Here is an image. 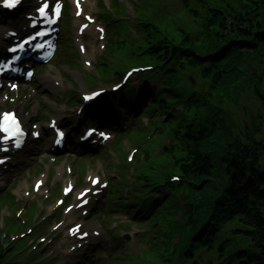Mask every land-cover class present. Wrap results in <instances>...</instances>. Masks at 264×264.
I'll use <instances>...</instances> for the list:
<instances>
[{"label":"trees","instance_id":"16d2710c","mask_svg":"<svg viewBox=\"0 0 264 264\" xmlns=\"http://www.w3.org/2000/svg\"><path fill=\"white\" fill-rule=\"evenodd\" d=\"M182 8L191 16L185 26L194 31L138 30L131 43L132 60L153 69L150 79L168 99L160 101V109L172 104L186 110L174 131L180 134L177 155L186 178L176 187L185 196L177 226V247L185 253L168 262L264 264V0H182ZM187 74H198L201 87H189ZM244 93L256 108L243 106L239 128L230 110ZM224 232L232 239L222 240ZM194 234L202 242L187 249ZM240 243L246 247L236 252ZM200 251L214 258L205 261Z\"/></svg>","mask_w":264,"mask_h":264},{"label":"rangeland","instance_id":"374dc122","mask_svg":"<svg viewBox=\"0 0 264 264\" xmlns=\"http://www.w3.org/2000/svg\"><path fill=\"white\" fill-rule=\"evenodd\" d=\"M89 1H95V0H89ZM119 3H121L122 5H126L125 3H123V2H121V1H118ZM163 2L164 3H167V4H171V3H173L174 2V0H163ZM26 4H25V8L28 10V8H29V6H28V4H29V2H25ZM104 3L105 4H108V2L107 1H104ZM120 6V5H119ZM175 6L177 7L178 5H177V3L175 4ZM120 9H122L121 7H120ZM88 10L90 11V12H92V11H94V6L93 5H90V6H88ZM132 12H133V10H132V8H128V13L129 14H132ZM122 15L124 16L125 15V10L122 12ZM21 16V15H20ZM19 16V17H20ZM95 16H97V12H96V15ZM1 19V18H0ZM3 21L1 20L0 21V23H2ZM18 23H21V20L20 21H18ZM95 33V32H94ZM91 37H93V34L91 35ZM86 45H88V43L87 44H85V46ZM61 54H62V52H61ZM60 54V55H61ZM65 55H66V58H68V56H69V53H65ZM83 55H81V54H77V56H76V58H77V60H79V64H82L83 63ZM130 66L129 65H127V66H125V68H123L122 70L123 71H125V70H127L128 68H129ZM263 68H264V66H262L261 67V71H263ZM65 70L67 71V73H65ZM81 72H86V70L83 68L82 70H81ZM63 73L64 74H67V76H69V78H66V80H70V78L71 79H75V78H77V75H76V73H73V72H69L68 70H67V68L66 69H63ZM258 73H259V70H258ZM190 75L189 74H187V77H189ZM43 79V78H42ZM193 79H195V82H193ZM192 82V83H191ZM187 83L191 86V87H198V88H200L201 87V84H200V81L197 79V78H195V77H192V76H190L189 77V79H188V81H187ZM66 87V86H65ZM94 87V85H91L90 86V88H93ZM156 86H154V87H152V88H155ZM262 89H263V91H264V79H263V81H262ZM61 97H64L65 98V94L64 95H62ZM64 98H63V102H65L64 101ZM66 103V102H65ZM226 106V103H224L223 104V107H225ZM243 106H248L247 107V109L248 110H254L255 108H256V106H255V103H254V101H253V97L252 96H246V93H244L243 95H242V98L240 99V101H239V104H238V106H236V107H233L231 110H230V121H231V123L234 125V126H236V127H241L242 125H243V123H244V120H245V117H244V114L242 113V109H243ZM143 121H145V120H143ZM127 123H128V121H127ZM156 153H158V150L156 151ZM109 156H110V158L111 157H114L115 156V151L114 152H112V151H110L109 152ZM125 156H126V154H125ZM215 156V158H216V161H217V163H218V154H215L214 155ZM114 162V164H117V161L116 160H114L113 161ZM82 163H84L83 162V158H80L79 160H78V162H77V164H76V167H79V166H81V164ZM100 163H103V161H100ZM111 164H113L112 163V161H111V163H110V165ZM219 164V163H218ZM96 167H97V165H96ZM262 167H263V169H264V161H263V164H262ZM118 168V167H117ZM111 169L113 170V171H115L114 170V168H113V165H112V167H111ZM216 169L217 170H219V167L216 165ZM43 202L41 201V200H39L38 202H36V203H31V204H28V205H26L25 207H24V211L22 212V215H21V217H20V222H15V223H11L10 225H8V227H6L4 230H1L0 229V245L2 244V243H8L9 242V239L10 238H12V237H14L15 235H17L19 232H22V231H24L27 227H30V226H32L33 225V220H32V218H30L29 219V216L31 215V214H37V213H39L40 212V204H42ZM171 211L173 212V219H175L176 221H178L179 220V218H180V216L181 215H183L182 213H176V210H174V209H171ZM76 219H79V214L77 213V212H74V213H70V215H69V217L68 218H66L65 217V219H64V224L66 225V226H68V225H70L71 223H73ZM0 220H2L3 222H7L8 220H7V218H3L1 215H0ZM25 222H27V225L25 226V227H21V225L23 224V223H25ZM84 225L86 226L85 227V229L86 230H93V229H97L98 227H95V223L94 222H91L90 221V217H88V218H86L85 220H84ZM65 228V230H66V228L67 227H64ZM123 228H126V227H123ZM172 228V227H171ZM171 230V229H170ZM59 231H61V229H59ZM144 232H146V236H144L143 235V233L142 234H140L138 237H136L134 240H133V242H136V244H135V247H134V251L133 252H136L137 250H138V248H141V251L144 249L146 252H149V255H150V252H151V248H149V246H146L145 247V244H144V242L147 240V241H149V239L150 240H156L155 238H153L154 237V235H151V233H150V231H145L144 230ZM8 235V238H6V239H4V236L5 235ZM167 235H168V233H166ZM170 236V235H169ZM66 237V238H65ZM169 238V237H168ZM228 238H230V235L227 233V232H224L223 234H222V236H221V239L222 240H224V239H228ZM175 237H172L171 239H169L170 240V242L171 243H175ZM230 239H232V238H230ZM229 239V240H230ZM65 240V241H64ZM61 241H64V244H65V246L67 247V248H69V250L70 251H72V248H75V250H79L77 247H76V241L75 240H73V239H70L67 235H66V233H65V236H63L62 238H61V240H60V242ZM234 242H238V240L236 239ZM70 243H74L72 246L71 245H69ZM233 243V241H231L230 242V244H232ZM149 245H151V244H149ZM127 247V246H126ZM246 247V245H242L241 243L239 244V245H237L236 247H235V250H236V252H239L240 250H242V248H245ZM20 248V247H19ZM128 248V247H127ZM81 249V248H80ZM122 251H124V249H123V246H122V249H121ZM121 250H120V254H121ZM45 251V252H44ZM129 251V253H131V251L130 250H128ZM140 251V252H141ZM160 251V250H159ZM43 252L44 253H46L47 251L46 250H43ZM138 252H139V250H138ZM81 259H83V257L82 256H78V258L75 260V262L73 263V264H77L78 262H79V260H81ZM132 260V259H131ZM87 261L88 262H90V263H93L91 260H90V258H87ZM50 264H58L57 263V260H56V262H52V263H50ZM82 264H88L85 260H83L82 261ZM94 264V263H93ZM132 264H147L146 262H142L141 260L140 261H137V260H135L134 261V263H132Z\"/></svg>","mask_w":264,"mask_h":264},{"label":"snow or ice","instance_id":"6c2138e0","mask_svg":"<svg viewBox=\"0 0 264 264\" xmlns=\"http://www.w3.org/2000/svg\"><path fill=\"white\" fill-rule=\"evenodd\" d=\"M21 2L22 0H2V3H0V7L11 10L16 8ZM35 11L40 16L41 20L49 21V23L52 24H54L56 20H59L61 18L60 7L57 3V0H38ZM51 17H55V19H51ZM29 19L31 21L33 18L30 17ZM30 27L32 29L31 32H29L26 36L22 37L15 46H11L7 49V51L12 54L11 59L13 66L23 59V55L25 53L40 52L43 48L42 41H44L50 35V33H47L42 30V27L39 23L31 22ZM16 35V33H13V36ZM5 63H7V61H5ZM29 75H31V73H29ZM84 99L91 100L93 98L86 96L84 97ZM0 133H2L6 137L5 140L0 141V144L8 143L9 141H16L18 136L22 134L18 122L15 120L14 117L9 115H5L3 123L0 124ZM36 135H38V133ZM58 135H60L62 138V133H58ZM96 135H99L105 140L108 139L107 135L104 132H98L95 128L86 129L85 132L82 134V138L91 139L94 138ZM15 146L19 148L20 144L16 143ZM2 150L7 152L9 149L4 148ZM3 163H5V161L3 159H0V164ZM92 183L93 185L102 184V182L98 179L93 180ZM91 191L94 193L95 189H92ZM89 194V191H85L81 194L80 197H78V199L86 203V197Z\"/></svg>","mask_w":264,"mask_h":264},{"label":"bare ground","instance_id":"6f19581e","mask_svg":"<svg viewBox=\"0 0 264 264\" xmlns=\"http://www.w3.org/2000/svg\"><path fill=\"white\" fill-rule=\"evenodd\" d=\"M21 4V3H20ZM2 31V27L0 28V33H2V35H0V39H3V35L6 33V30H4L3 32H1ZM114 203L116 204V205H118V206H120V207H123V204L121 203V202H119V203H116V200L114 201ZM88 205V204H87ZM101 237H103V236H100V238ZM94 239V238H93ZM108 240H109V238H108ZM112 241V240H111Z\"/></svg>","mask_w":264,"mask_h":264}]
</instances>
